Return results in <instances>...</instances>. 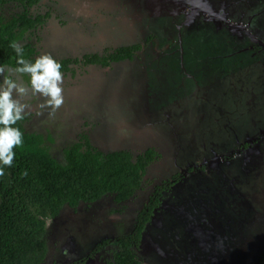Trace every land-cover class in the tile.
Listing matches in <instances>:
<instances>
[{
	"label": "rangeland",
	"instance_id": "1",
	"mask_svg": "<svg viewBox=\"0 0 264 264\" xmlns=\"http://www.w3.org/2000/svg\"><path fill=\"white\" fill-rule=\"evenodd\" d=\"M101 1L43 0L49 6L40 5L37 11L43 15L49 9L50 16L33 34H26L36 56L49 53L59 60L94 52L105 55L115 47L137 43L140 50L131 60L107 67L72 66L75 72L64 75L63 106L49 115V108L39 107L42 98L30 94L22 101L29 105L24 126L42 134L60 161L63 148L82 132L104 151L137 152L154 146L161 157L148 167L144 187L128 200L119 203L105 195L76 210L65 206L56 218L47 220L43 264L81 260L103 240L129 234L153 188L167 181L133 247L139 260L264 264V118L253 115L254 104L264 99V87L249 91L252 83H246L250 75L264 81V46L245 35L249 32L264 42V0H199L207 10L234 21H228L233 25L229 29L220 22L206 23L207 32L200 29L196 34L189 29L212 18L192 11L187 3L113 0L108 13L92 16ZM162 2L169 5L163 12ZM10 9L11 5L5 6L6 16ZM217 28L224 45L214 52ZM197 47L203 50L202 58L193 55L191 49ZM197 59L198 64L187 62ZM9 70L3 75H10ZM11 78L30 87L21 73L12 72ZM243 139L251 144L237 149ZM215 154H227L223 156L227 160L215 161ZM233 157L237 160L229 163ZM116 249L113 243L104 245L82 264L113 262Z\"/></svg>",
	"mask_w": 264,
	"mask_h": 264
},
{
	"label": "trees",
	"instance_id": "2",
	"mask_svg": "<svg viewBox=\"0 0 264 264\" xmlns=\"http://www.w3.org/2000/svg\"><path fill=\"white\" fill-rule=\"evenodd\" d=\"M41 1L0 0V67L8 70L19 67L16 63L17 54L10 46L12 43H17L23 48V56L26 60L34 61L37 57L36 50L28 41L26 34H33L37 27L43 25L49 14L46 13L43 16L40 13L34 16L31 14L30 9L39 5ZM7 5L12 6L8 16L4 11ZM113 5V0L109 3L108 0H103L101 7L96 4L99 8L93 11L92 16L96 14L101 16L103 12L108 13L109 6ZM14 8L18 11H13ZM229 20L234 21L231 18ZM206 23L208 22L197 25L195 30L193 28L191 30L195 34L201 31L207 32ZM212 23L215 22L210 24ZM217 33V36L213 37L217 44L214 52H218L217 50L224 45L221 44L222 31L218 29ZM140 48L138 43L122 45L113 48L105 55L94 52L86 53L78 58L64 57L56 60L61 64V72L66 75L68 71L75 72L72 66L107 67L114 62L131 60ZM191 50L193 55L197 53L200 58L203 57L201 48ZM231 57L233 56L231 55L228 60ZM182 60L174 64L178 66L180 62L184 63L185 57ZM228 60L226 62L231 63ZM187 62L198 64L199 59ZM207 65L211 67L208 63ZM255 67L254 72L258 73L256 64ZM198 68L194 69L200 73L201 70ZM190 73L194 75L197 72L191 69ZM22 75L29 79L27 74ZM250 77L252 79L246 83H252L253 91H259L261 85L264 87V81L256 80L254 75ZM197 82L199 83L200 80ZM260 102L257 105L254 104L253 115L258 119L264 118V99ZM25 120L26 118L13 125L23 133V144L14 149L16 155L12 166L4 167V175L0 176V264H43L48 251L47 220L56 218L65 206L76 210L81 204L93 203L105 195H111L113 200L119 203L128 200L136 190L144 187L147 182L148 167L161 157L154 146L137 152H131L126 148L104 151L93 145L88 136L82 132L75 141L63 148V160L60 161L51 154L44 143L42 134L26 130L23 123ZM256 125H261V121ZM247 144L249 143L244 139L241 144L238 141L237 149ZM257 145L259 142L256 147ZM235 159L231 158L229 163ZM240 168L242 166L238 168V171ZM25 172L27 175H24ZM167 182L153 188L147 201L137 211L129 234L103 240L83 259L65 264H82L83 260L85 261L93 252L110 243L115 244L117 249L113 254V262L108 264H144L133 252V247L137 245L144 227L157 208L164 188L169 185ZM245 234L247 236L248 231Z\"/></svg>",
	"mask_w": 264,
	"mask_h": 264
},
{
	"label": "clouds",
	"instance_id": "3",
	"mask_svg": "<svg viewBox=\"0 0 264 264\" xmlns=\"http://www.w3.org/2000/svg\"><path fill=\"white\" fill-rule=\"evenodd\" d=\"M10 46L17 54L16 63L19 67L9 70L8 76L3 75L5 69L0 67V76H3L0 82V176L4 175V167L12 166L16 155L14 149L23 144V133L13 125L24 119L29 108L28 104L22 102L24 98L30 94L41 97L43 102L39 107L49 108V115H53L64 104L61 64L49 53L40 54L34 61L26 60L19 44L12 43ZM12 72L27 74L30 87L12 79ZM225 155L215 154V161L227 160L223 159Z\"/></svg>",
	"mask_w": 264,
	"mask_h": 264
},
{
	"label": "flooded vegetation",
	"instance_id": "4",
	"mask_svg": "<svg viewBox=\"0 0 264 264\" xmlns=\"http://www.w3.org/2000/svg\"><path fill=\"white\" fill-rule=\"evenodd\" d=\"M173 1H175V2H177V3H179V2H182V3H184L183 2V0H173ZM189 1H191V0H189ZM54 3V2H53ZM98 3H101L102 5H103V1H101V2H98ZM55 4V3H54ZM162 4H163V2H162ZM161 4V5H162ZM186 4V3H185ZM40 5H43V6H49L48 4H44L43 3V0L40 2V4L39 5H36V6H34L32 9H30V12H31V14L34 16V15H36L37 13H40L41 12V10L40 11H37L38 9H39V7H40ZM160 5V4H159ZM161 5H160V7H159V9H161L162 10V12L164 11V8H168L169 7V5L168 4H163V6L161 7ZM187 5H189L188 3H187ZM200 5H202V3L200 2ZM190 6V5H189ZM203 6V5H202ZM204 7V6H203ZM190 9H191V7H190ZM193 10H195V11H197V13H200V14H203V15H206V16H209V15H207V14H204L203 12H201L200 10H197L196 8H194ZM192 10V11H193ZM13 11H18V9L17 8H14V10ZM89 11V10H88ZM210 11V10H209ZM46 13H50V10L48 9L43 15H45ZM214 13H216V14H220L221 12H214ZM41 14V13H40ZM223 14V13H222ZM42 15V14H41ZM42 15V16H43ZM50 16V15H49ZM49 16H47L46 18H48ZM209 17H211V16H209ZM228 21H229V18L225 15L224 16ZM91 18H92V16H91ZM212 19L211 20H206V21H202V22H208V23H211V22H220L221 23V26L222 27H227L228 29H229V27L227 26V24L224 22V21H221V20H218V19H216V18H213V17H211ZM220 26V27H221ZM219 27V28H220ZM189 28V27H188ZM193 28V27H192ZM191 28V29H192ZM219 28H217V29H219ZM191 29H189V30H191ZM246 34V33H245ZM251 34V33H250ZM247 35V34H246ZM252 35V34H251ZM253 37H255L256 39H258L256 36H254V35H252ZM250 38V37H249ZM251 39V38H250ZM252 40V39H251ZM258 40H260V39H258ZM253 41V40H252ZM261 42H263V40H260ZM254 42V41H253ZM256 43V42H255ZM258 44V43H257ZM249 91H253L252 90V88H250L249 89ZM158 91H156V93H157ZM262 133V135L264 136V132H261ZM252 142V141H251ZM242 143V142H241ZM249 143V142H248ZM251 143H249V144H247V145H243V146H248L249 147V145H250ZM256 144H257V142H253V145L254 146H256ZM241 147V150H243L244 149V147ZM224 153H226V152H224ZM190 168H192V165H191V167ZM250 191V190H249ZM249 191H246L247 192V194H249ZM247 199V196L244 198V200H246ZM99 200V199H98ZM249 207H250V205H249ZM250 226H251V224H250ZM252 227V232H255V230L253 229V227L255 228V226H254V224H253V226H251ZM248 236V235H247ZM249 238H250V236H248ZM89 254V253H88ZM83 257H85V256H83ZM83 257H82V259H83ZM87 259V258H86ZM85 259V260H86ZM84 261V260H83Z\"/></svg>",
	"mask_w": 264,
	"mask_h": 264
},
{
	"label": "water",
	"instance_id": "5",
	"mask_svg": "<svg viewBox=\"0 0 264 264\" xmlns=\"http://www.w3.org/2000/svg\"><path fill=\"white\" fill-rule=\"evenodd\" d=\"M184 3H188L191 7V9L193 10L194 8H196L197 10H200L201 12H203L204 14H207L213 18H216L218 20L224 21L228 27H233L232 24H229L228 20L224 17V15L222 13L220 14H216L212 11L207 10L205 7H203L202 5H200L199 0H183ZM246 34L248 35V37H250L254 42L258 43L259 45L264 46V42H261L260 40L256 39L255 37H253L249 32H246Z\"/></svg>",
	"mask_w": 264,
	"mask_h": 264
},
{
	"label": "crops",
	"instance_id": "6",
	"mask_svg": "<svg viewBox=\"0 0 264 264\" xmlns=\"http://www.w3.org/2000/svg\"><path fill=\"white\" fill-rule=\"evenodd\" d=\"M207 166H208V165H207ZM207 166H206V167H207ZM190 167H191V165H190ZM186 171H187V170H186Z\"/></svg>",
	"mask_w": 264,
	"mask_h": 264
}]
</instances>
